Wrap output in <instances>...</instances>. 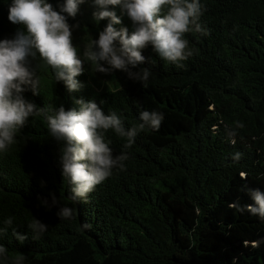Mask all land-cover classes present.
I'll list each match as a JSON object with an SVG mask.
<instances>
[{"label":"trees","instance_id":"trees-1","mask_svg":"<svg viewBox=\"0 0 264 264\" xmlns=\"http://www.w3.org/2000/svg\"><path fill=\"white\" fill-rule=\"evenodd\" d=\"M12 2L0 0V41L26 31L8 19ZM48 2L59 11L65 0ZM201 4L209 34H186L197 51L184 68L164 61L151 45L142 50L151 62L133 71L150 68L147 88L123 71L117 84H103L86 62L77 77L83 87L69 92L39 55L30 58L40 94L23 95L46 111L30 117L16 143L0 153V228L6 218L14 220L0 234L9 257L0 264L21 255L23 264H264V220L229 207L237 199L254 203L248 189L264 191V0ZM84 6L69 24L100 33L109 21L94 19V0ZM108 7L121 19L114 27L131 34L133 22L121 6ZM79 99L94 100L105 114L115 111L126 127L140 123L142 110L165 117L159 131L139 133L130 149L123 148L126 138L106 133L113 154L127 152L129 159L87 202L70 199L60 145L46 120L50 106L78 110ZM229 129L237 132L234 145ZM237 151L243 157L234 162ZM53 194L59 203L43 206ZM63 205L74 209L73 218L58 217ZM35 218L48 226L38 240L28 228ZM12 228L28 238L18 241Z\"/></svg>","mask_w":264,"mask_h":264},{"label":"clouds","instance_id":"clouds-1","mask_svg":"<svg viewBox=\"0 0 264 264\" xmlns=\"http://www.w3.org/2000/svg\"><path fill=\"white\" fill-rule=\"evenodd\" d=\"M84 2L65 0L59 11L48 0H13L10 5L9 21L23 25L26 31H17L14 38L0 41V153L7 152L16 143L17 132L30 117L44 115L46 111L23 95L26 91L40 94V77L31 67L30 58L39 55L54 70L55 81H62L69 92L83 87L77 77L84 73L86 62L99 73L123 71L147 88L152 74L150 68L133 71L148 61L142 50L151 45L164 61L184 68V62L197 51L190 47L186 34H209L201 23L206 10L201 0H94L99 9L93 13L94 19L109 22L100 31L99 38L87 43L80 55L73 44V29L80 26L70 25L68 17L75 18L79 5ZM110 5L121 6L131 19L135 28L131 34L126 27L120 30L114 27L121 24V19L115 11L109 10ZM75 102L78 110H66L63 105L50 106L47 111L52 114L46 115V120L50 136L60 145L62 176L71 186L70 199L87 202L89 194L110 178L114 170H125L129 159L127 152L113 154L106 133L111 130L118 137L126 138L123 148L130 149L139 133L146 129L159 131L165 117L163 112L142 110L138 115L140 123L126 127L115 111L105 114L94 100ZM235 127L242 129L244 124L237 121ZM227 135L234 145L236 130H227ZM242 157L243 153L237 151L232 160L239 162ZM241 177L245 178V174L241 173ZM248 192L254 203L241 205L237 199L229 207L264 220V191L256 188ZM41 203L51 208L59 202L53 194L51 204L47 199H42ZM57 215L61 220L71 219L74 209L63 205ZM3 223L5 227L0 228V234H5L14 220L8 217ZM28 228L34 240L48 230V226L36 218ZM12 234L18 241L28 238L16 228H12ZM0 259L9 260L8 250L3 245H0ZM23 261V255L11 258V264H23Z\"/></svg>","mask_w":264,"mask_h":264},{"label":"rangeland","instance_id":"rangeland-1","mask_svg":"<svg viewBox=\"0 0 264 264\" xmlns=\"http://www.w3.org/2000/svg\"><path fill=\"white\" fill-rule=\"evenodd\" d=\"M86 4L87 5L89 4V0H85V2L81 4L85 10H87V8L84 6ZM81 5H79V9H82ZM12 38H14V35H8L6 39H12ZM98 38H99V33H96L90 30H85L81 26L79 28L73 29V44L74 46L77 47L78 53L80 55H82L84 46L87 43H89L92 39H98ZM90 67L93 70V73H95L97 78L101 81V83L117 84L119 82L118 71L120 70H116L111 74H104V73L96 72L91 64H90Z\"/></svg>","mask_w":264,"mask_h":264}]
</instances>
